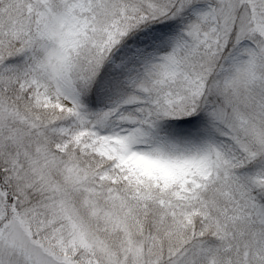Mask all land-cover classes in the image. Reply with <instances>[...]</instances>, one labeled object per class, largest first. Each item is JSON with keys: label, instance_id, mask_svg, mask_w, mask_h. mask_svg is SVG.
<instances>
[{"label": "snow or ice", "instance_id": "snow-or-ice-1", "mask_svg": "<svg viewBox=\"0 0 264 264\" xmlns=\"http://www.w3.org/2000/svg\"><path fill=\"white\" fill-rule=\"evenodd\" d=\"M0 264H264V0H0Z\"/></svg>", "mask_w": 264, "mask_h": 264}]
</instances>
